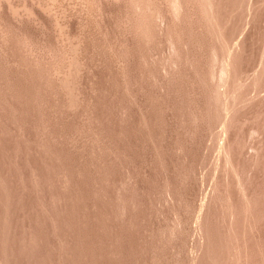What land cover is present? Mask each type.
Returning a JSON list of instances; mask_svg holds the SVG:
<instances>
[{
    "label": "rangeland",
    "instance_id": "obj_1",
    "mask_svg": "<svg viewBox=\"0 0 264 264\" xmlns=\"http://www.w3.org/2000/svg\"><path fill=\"white\" fill-rule=\"evenodd\" d=\"M0 264H264V0H0Z\"/></svg>",
    "mask_w": 264,
    "mask_h": 264
}]
</instances>
